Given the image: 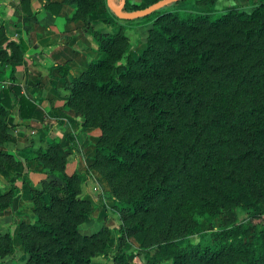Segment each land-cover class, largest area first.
I'll return each mask as SVG.
<instances>
[{"label":"trees","instance_id":"trees-1","mask_svg":"<svg viewBox=\"0 0 264 264\" xmlns=\"http://www.w3.org/2000/svg\"><path fill=\"white\" fill-rule=\"evenodd\" d=\"M156 1L125 0L122 10ZM63 2L76 6L72 18L85 22L104 54L71 76L66 106L82 115V127L100 130L88 167L111 186L120 227L143 234V264H264V224L250 235L245 223L229 216L237 207L262 214L264 203V1L250 11L230 7L219 14L210 2L204 12L157 9L141 17L150 27L137 56L124 34L94 29L88 21L107 9L103 24L131 23L117 17L112 0ZM24 50L19 38L0 50V171L17 162L1 148L15 128L12 110L25 120L37 107L14 76L15 58ZM66 139L74 152L73 135ZM67 152L57 139L30 149L28 159L61 182L46 180L29 191L34 220L17 225L25 264H93L96 254L107 256V230H79L92 207L79 195V173H65ZM19 194L15 185L0 190V212ZM225 212L213 243L188 236L161 243L162 235L180 231L197 215L211 219ZM148 248L168 261H158ZM12 251L11 233L0 234V259ZM113 259L137 264L123 250Z\"/></svg>","mask_w":264,"mask_h":264},{"label":"crops","instance_id":"crops-1","mask_svg":"<svg viewBox=\"0 0 264 264\" xmlns=\"http://www.w3.org/2000/svg\"><path fill=\"white\" fill-rule=\"evenodd\" d=\"M75 10L74 4H68L63 0H0V50L4 49L12 38L23 41L25 50L17 53L14 76L21 87V92L37 103L30 119H21L17 109L12 110L15 128L10 131L9 140L1 146L3 150L13 153L17 159L15 165L6 164L0 171L1 174L5 176L14 172L22 179L19 186L20 194L13 199L10 206L14 212H17L16 206L21 198L35 187L33 181L36 182L35 177L40 171L36 160L28 159L30 149H33L31 138L35 137L31 134L35 133L36 128L38 138L44 139L46 135L43 132H47V121L57 116L65 122L61 126L67 127L68 123L74 125L75 133L69 130L72 128L66 131V135L72 134L74 139L76 134H79L78 139L89 133L98 134L95 129H82L78 113L66 108V95L71 76H78L87 69L90 63L87 55L93 53L98 59L104 56L96 44L94 45L95 42L93 43L85 22L72 18ZM105 18V10L101 9L91 14L88 21L94 25ZM80 69L82 70L79 71ZM1 83L6 84V81ZM53 126L51 124L50 127ZM66 135L63 136V140L70 148ZM24 165H28L26 167L29 169L25 167V170ZM29 204L33 208L32 200ZM32 218L24 214L19 220L31 222Z\"/></svg>","mask_w":264,"mask_h":264},{"label":"rangeland","instance_id":"rangeland-1","mask_svg":"<svg viewBox=\"0 0 264 264\" xmlns=\"http://www.w3.org/2000/svg\"><path fill=\"white\" fill-rule=\"evenodd\" d=\"M125 1V0H124ZM131 3L138 5H146L152 0H128ZM113 4L118 7L120 0H112ZM208 2L213 4L212 9H214V14H219L230 7H238L246 11H250L254 5L258 4L260 1L252 0H177L171 2L169 5H165L160 8L161 11H175L179 10L180 13L185 14L186 12H204L208 7ZM107 11V9H105ZM117 25H106L103 22H95L93 25L94 29L101 30L103 32H116L119 31L121 34H124L126 37L127 43L131 44L130 54L137 56L144 48L147 30L150 27V23H145L144 20L139 17L135 18L131 23L124 20H116ZM93 41V40H92ZM94 43V41H93ZM95 45V43H94ZM89 58L88 62L96 61L98 58L92 54L87 55ZM121 62H124V58L121 59ZM80 69L79 71H81ZM78 71V72H79ZM68 98V93L66 95ZM67 101V99H66ZM67 108V106H66ZM69 108V107H68ZM78 113V112H76ZM76 113L74 114L76 116ZM66 114V113H65ZM80 121H83V117L80 113L78 115ZM62 121V123H60ZM63 120L60 117L54 116L51 121H47L48 128L47 132H43L45 136L44 139L38 138V130L35 129L34 138H31V146L33 149L38 147L46 148L48 142L51 143L54 139H57L63 148L68 152L67 161L64 165L65 173L72 174L73 172L79 173V186H80V196L88 199L91 202V210L87 214L86 220L79 225V230L83 234L91 235L100 231L101 229L107 230V256L102 254H96L92 258L93 264H115L113 256L117 255L120 251H125L129 260L137 263L143 264L145 262L144 253L145 250L140 249L139 239L143 237V234L129 231L125 227H120L122 224L121 217L117 210L114 207V193L108 181L100 175L95 170L89 169L88 165L93 163V158L95 156V146L100 136V130L96 127H90V129H95L96 133L94 135L89 133L87 136H83L81 139L79 134H76L75 139H73L72 144L74 145V152L65 145V140L63 136L66 135V131L74 129V125L68 123L66 126H61ZM53 124V127H50ZM71 126H70V125ZM82 129H88L81 127ZM55 129V131H52ZM42 130V129H41ZM87 131V130H86ZM75 133V132H73ZM48 135V136H47ZM66 138V137H65ZM67 140V139H66ZM36 164L40 167L39 174L36 175L35 181H33L34 188H41V183L46 180L54 179L56 181L61 180L52 175L48 168H44L41 163L36 161ZM28 165H24V168ZM29 169L28 167H26ZM25 168V170H26ZM22 175L24 173H21ZM10 179V180H9ZM21 177L15 175L14 172L11 174H6L5 176L0 172V190L5 192L12 185L19 187L21 185ZM29 195H24L21 198L17 208V212L12 211V208L4 209L0 212V234L5 232H10L13 239V251L0 260L1 264H25L27 256L22 251L19 238L16 234V229L18 228V223L21 215H28L33 217L30 221L34 220V215L32 214V207L30 206ZM29 202V203H28ZM259 211L262 214L250 213L245 210L237 207L234 210V215L229 214V216H234L238 222H243L246 224L249 234L253 235L254 233L261 230L264 224V203L259 204ZM32 214V215H31ZM225 212L224 214H219L215 218L208 219L204 215H197L196 220L189 219L186 221L183 228L178 232H171L168 235H162L160 237L161 243L169 242L172 240H178L181 237L188 236L191 242H201L203 244L213 243L217 232L225 223ZM14 221V222H13ZM154 235L153 233H151ZM249 235V237H250ZM151 236V235H150ZM151 255H155L160 262H166V259H160L158 257L159 250L156 248H148ZM158 250V251H157ZM158 252V253H157Z\"/></svg>","mask_w":264,"mask_h":264},{"label":"water","instance_id":"water-1","mask_svg":"<svg viewBox=\"0 0 264 264\" xmlns=\"http://www.w3.org/2000/svg\"><path fill=\"white\" fill-rule=\"evenodd\" d=\"M170 1H177V0H158V1L150 4L149 6L141 8V9H136L133 11H123L122 7H123L125 1L121 0V5L117 8H115L114 11H115V14L117 15V17L130 20V19H135V18H139V17H143L145 15H148L149 13L164 7Z\"/></svg>","mask_w":264,"mask_h":264}]
</instances>
